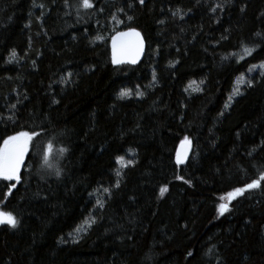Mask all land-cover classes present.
Segmentation results:
<instances>
[{
	"label": "trees",
	"instance_id": "obj_1",
	"mask_svg": "<svg viewBox=\"0 0 264 264\" xmlns=\"http://www.w3.org/2000/svg\"><path fill=\"white\" fill-rule=\"evenodd\" d=\"M68 2L0 0V146L40 133L11 195L15 182L0 181V211L19 222L0 225V264H264V181L219 211L264 174V74L229 103L236 79L264 62V0ZM128 29L146 56L115 67L111 38ZM244 46L255 51L240 59ZM127 89L143 95L121 97Z\"/></svg>",
	"mask_w": 264,
	"mask_h": 264
},
{
	"label": "snow or ice",
	"instance_id": "obj_2",
	"mask_svg": "<svg viewBox=\"0 0 264 264\" xmlns=\"http://www.w3.org/2000/svg\"><path fill=\"white\" fill-rule=\"evenodd\" d=\"M55 0H53V3ZM199 2V0H197ZM229 3H231V0H228ZM138 3L140 5H143L145 3V0H138ZM64 6L69 7L68 0H64ZM133 5L129 4L128 7H132ZM38 7H45V5L40 4ZM94 7L91 0H80V4L77 8H83V9H92ZM223 6L221 4H217L215 7L211 9V11L215 12L217 8H222ZM241 12L244 11V8L242 7ZM100 11H103V9H100ZM118 11L123 12L124 9L120 8ZM179 9H177L176 12L173 13L174 16L180 14ZM70 14V13H69ZM261 15H264L262 13ZM129 21L133 19L132 16L127 17ZM180 18L183 19V15H180ZM113 19H116V17H113ZM120 23H123V21H119ZM161 24H164L165 21L161 20ZM257 36H260L261 34L259 32L256 33ZM98 40L102 39V37H97ZM261 42H264L262 40ZM144 50V41L140 34V32L136 31L135 29H130L127 32H119L112 38V63L113 64H121V63H131L136 64L138 62V58L142 54ZM255 51L254 48H249L247 46L243 47V55L240 56V59H244L245 56L252 55V52ZM16 53L13 52L12 56L9 58L10 62L11 60L15 59ZM174 66V65H173ZM261 68H264V64L260 65ZM72 73L69 72L67 74V77L64 78L65 83L69 82L71 80ZM243 80V77L240 78ZM239 83V81H238ZM193 84L195 82H192V84L189 85V88H192L193 91H202L199 87L193 88ZM249 86H252L249 84ZM185 91H188L186 88ZM131 93L129 91L121 92V97H128ZM139 95H143V93H140ZM233 95H240L239 90H235ZM232 96L229 97V100H232ZM58 103V101H56ZM15 105L12 106L13 109H15ZM223 115V113H221ZM9 119H12V117H9ZM40 135V133L37 132H29V131H20L13 135L7 136L5 139H3V144L0 146V181L3 182H15L9 184V191L8 195L12 194V189L16 187V185L20 184L22 181L21 177V170L25 167V159L28 156L31 148H32V142L35 139L36 136ZM190 145L191 141L185 137L184 141L182 142V147L184 145ZM52 144L47 145V152L44 155V164L47 168L53 169V165L49 162L51 153H52ZM65 151L64 149H61V152ZM187 159V155L184 154H177L176 163L177 164H183L185 163ZM117 163L121 165V167L127 168L129 165H133V161L128 160L125 161L124 157H118ZM55 175L59 177L61 175V171L57 168L55 169ZM116 175L119 177L121 176V172L117 170ZM182 179V177H180ZM261 181H264V174H261L259 176V179L254 180L253 182L247 184L246 188L236 189L235 192H231L228 194V201H231L235 198L237 194H243L244 191L249 189H256L259 188L261 185ZM187 183V181H185ZM117 188L120 187L119 180L116 182L115 185ZM105 192H109V189H104ZM167 187H161L160 193L163 195L165 192H167ZM99 206L102 208L103 204L98 202ZM227 204L220 205V211L221 214H223L225 211H227ZM18 220L17 218L11 213V212H4L0 211V225L7 224L11 226L12 228H16L18 226ZM91 223H95V221H91ZM189 255H192V253H189Z\"/></svg>",
	"mask_w": 264,
	"mask_h": 264
},
{
	"label": "rangeland",
	"instance_id": "obj_3",
	"mask_svg": "<svg viewBox=\"0 0 264 264\" xmlns=\"http://www.w3.org/2000/svg\"><path fill=\"white\" fill-rule=\"evenodd\" d=\"M261 64H264V62H262V63H260V64H258V65H255L254 67H252L247 73H245V74H243V75H241V76H239L237 79H236V81H235V85H234V89H233V92H232V94H231V96L233 97V98H235V97H238L239 95H233V93H234V91L235 90H239V92H240V94H242L243 93V91L249 86V84H251L252 83V81H253V78L257 75H262V74H264V68H261L260 67V65ZM241 77H243V80H241L240 78ZM238 81H239V83H238ZM192 82H195V84H193V88H195V87H199L200 89H202V86H203V84L202 83H200V82H197V81H192ZM192 82L190 83V84H192ZM190 89V91L191 92H199V91H193V89L192 88H189ZM124 91H129L130 93H131V95L130 96H139V89H136V90H134V91H132V90H124ZM123 91V92H124ZM129 97V96H128ZM233 102V99L230 101L229 100V103H232ZM26 159H27V157H26ZM26 159H25V162H26ZM124 159H125V161H128V160H131L132 161V155H129V156H125L124 157ZM130 166V165H129ZM23 169V168H22ZM124 169H126V168H124V167H121V165L120 164H118L117 163V170H119L120 172H122ZM22 171V170H21ZM107 194H108V192H105L104 191V189H102V190H99L97 193H96V202H97V205L99 206V204H98V202H100V203H104V200H105V198H106V196H107ZM228 199L227 198H225L224 199V201L222 202V204H227V206H228ZM221 204V205H222ZM228 208V207H227ZM219 211H220V208H219ZM228 212V210L227 211H225L223 214H221V215H224V214H226ZM220 213H221V211H220ZM90 226V220L89 221H87L80 229H78L75 233H73L72 235H70L69 237H68V241H75V240H77V239H79V237L86 231V229L88 228Z\"/></svg>",
	"mask_w": 264,
	"mask_h": 264
},
{
	"label": "water",
	"instance_id": "obj_4",
	"mask_svg": "<svg viewBox=\"0 0 264 264\" xmlns=\"http://www.w3.org/2000/svg\"><path fill=\"white\" fill-rule=\"evenodd\" d=\"M130 29H128V30H125V31H119V32H127V31H129ZM136 31H138V32H140L139 30H137V29H135ZM119 32H117V33H119ZM117 33H115L113 36H112V38L114 37V36H116V34ZM140 34H141V36H142V38H143V41H144V50H143V52H142V54L140 55V57L138 58V62L136 63V64H131V63H127V62H125V63H121V64H113L115 67H120V66H136V65H139L140 63H142L143 62V60H144V58H145V56H146V53H147V43H146V40H145V38H144V36H143V34L140 32ZM112 38H111V42H110V45H111V59H112ZM182 145V143L179 145V148H178V150H177V154L178 153H180V154H182V155H184V154H186L187 155V159H186V161H185V163H183V164H179V165H184V164H186L187 163V161H188V159H189V157H190V155H191V152H192V143L190 144V145H184V147H182L181 146ZM176 158H177V155H176Z\"/></svg>",
	"mask_w": 264,
	"mask_h": 264
}]
</instances>
